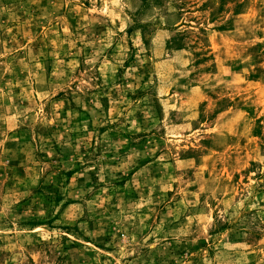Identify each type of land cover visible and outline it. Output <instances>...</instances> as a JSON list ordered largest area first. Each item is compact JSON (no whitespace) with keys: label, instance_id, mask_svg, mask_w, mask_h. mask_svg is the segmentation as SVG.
I'll return each mask as SVG.
<instances>
[{"label":"rangeland","instance_id":"rangeland-1","mask_svg":"<svg viewBox=\"0 0 264 264\" xmlns=\"http://www.w3.org/2000/svg\"><path fill=\"white\" fill-rule=\"evenodd\" d=\"M0 264H264V0H0Z\"/></svg>","mask_w":264,"mask_h":264}]
</instances>
